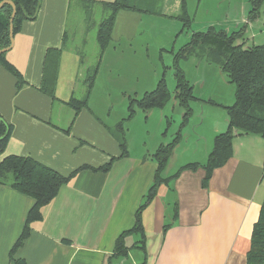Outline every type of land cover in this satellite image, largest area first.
<instances>
[{"label": "crops", "instance_id": "0c3cea01", "mask_svg": "<svg viewBox=\"0 0 264 264\" xmlns=\"http://www.w3.org/2000/svg\"><path fill=\"white\" fill-rule=\"evenodd\" d=\"M89 1L97 5L113 0ZM180 1L162 0L161 15L179 11ZM77 3L81 1L40 0L36 17L21 23L0 63V116L10 126L0 160L30 157L67 178L39 208L40 217L28 223L34 199L0 184V264H125L131 254L137 264H246L264 198L263 137L234 136L231 156L203 184V165L214 137L228 125L223 106L234 98L224 102L193 94L191 113L195 117V109L201 111L196 122L201 125H191L195 121L190 116L178 127L181 136L160 173L163 181L138 212L143 236L127 233L153 181L157 163L152 154L162 142L146 154L127 138L123 155L114 131L123 118L108 122L110 113L102 117L93 98L101 66L110 79L109 63L118 62L111 45L118 18L144 13H116L87 105L75 111L67 103L84 95L89 67L87 30L69 26L70 10ZM49 50H59L55 69L48 72L52 96L41 89ZM188 163L197 166L181 168ZM25 226L27 234L12 250ZM121 235L126 254L113 256Z\"/></svg>", "mask_w": 264, "mask_h": 264}, {"label": "trees", "instance_id": "16d2710c", "mask_svg": "<svg viewBox=\"0 0 264 264\" xmlns=\"http://www.w3.org/2000/svg\"><path fill=\"white\" fill-rule=\"evenodd\" d=\"M2 1V0H0ZM15 5V15L12 21L13 34L19 30L23 21L33 20L40 5V0H11ZM83 9L90 14V8L95 5L93 1L80 0ZM162 0H113L112 2L98 3L105 10V14L97 25L95 39L98 46L97 61L89 66L83 78L85 87L84 95L79 99H70L67 103L75 111L87 105L92 85L95 81L101 56L107 47L113 22L119 10H131L144 14L161 15L160 4ZM186 1H180L179 12L171 17L177 18L184 25L189 23V14L186 8ZM264 0H249V18L259 14V8ZM12 8L4 4L0 8V49L10 45L9 19ZM243 29L227 33L224 30H217L213 26L205 31L193 32L190 41L181 50L182 57H195L204 60L209 64L217 65L223 71L228 81L234 85V101L230 105L223 106L228 116V125L225 131L214 137L212 149L207 161L203 165L206 175L203 184L206 183L212 169L222 165L232 154L231 141L234 136L240 134H257L264 139V43L253 44L244 47L242 39ZM240 40V41H239ZM4 54L0 53V63L4 62ZM59 57V50H49L45 63L43 82L41 89L53 95L51 75L49 71L55 69ZM52 65V66H51ZM175 98L179 101L184 112L180 126L186 124L191 115L190 102L195 99L192 86L184 78L180 69L175 73ZM21 79L18 77V84ZM170 98V92L164 81L160 79L155 88L145 92L140 98H130L128 115L119 121L115 127V135L123 155L127 154L125 139V123L132 118L134 106L148 110L151 108H162ZM168 123V119H167ZM10 134V126L0 116V155L5 149ZM178 130L172 140L168 143H160L152 154L157 163L153 181L148 188L143 203L139 206L136 214L135 225L127 233H138L142 238V229L139 224L138 212L154 196L157 186L163 179L160 176L168 157L180 139ZM197 163H188L181 168H195ZM107 169L108 165L102 167ZM67 178L40 164L30 157L17 155L4 156L0 160V184H6L17 191L32 197L35 201L33 207L27 214V223L40 217L39 208L47 204L55 197L59 188L66 183ZM27 234L25 226L21 236L14 244L12 250L21 244ZM121 235L117 238L113 256L125 255L126 246L123 245ZM12 252V251H11ZM19 264V263H15ZM246 264H264V198L260 211L254 223L250 247L246 253Z\"/></svg>", "mask_w": 264, "mask_h": 264}, {"label": "rangeland", "instance_id": "374dc122", "mask_svg": "<svg viewBox=\"0 0 264 264\" xmlns=\"http://www.w3.org/2000/svg\"><path fill=\"white\" fill-rule=\"evenodd\" d=\"M186 2L189 14L187 25L171 17L176 15L178 10L168 16L129 14L132 15L130 19L120 16L111 41V45L115 46L114 55L118 62L109 63L110 79H105V66H101L93 106L104 118L109 112L108 122L113 124L128 115L130 98H140L145 92L153 90L160 79L170 92V98L162 108L142 110L134 106V114L126 124V142L129 138L136 149L151 152L159 142H170L178 131L184 110L175 98L177 69L181 70L192 86L194 95L203 96L205 99L212 97L224 102L234 98V85L218 66L179 54L181 48L190 41L193 32L205 31L210 26L227 33L242 28L244 47L264 43V2L259 8V14L253 18H249V0ZM89 10L90 14H87L82 3L73 4L69 13V26L74 24L87 30L86 64L93 66L98 54L94 37L105 10L99 5H94ZM195 113V117L192 113L190 115L192 121H195L193 124L191 122V125H196L201 119V111L198 108ZM206 118L207 116H202V119ZM124 263L137 264L132 254Z\"/></svg>", "mask_w": 264, "mask_h": 264}, {"label": "water", "instance_id": "95a60500", "mask_svg": "<svg viewBox=\"0 0 264 264\" xmlns=\"http://www.w3.org/2000/svg\"><path fill=\"white\" fill-rule=\"evenodd\" d=\"M4 4H9L12 8V12L10 15V19H9V37H10V45L6 48L0 49V53L6 52L7 50H9V48L12 45L13 42V29H12V21L15 15V5L13 4V2L11 0H2L0 1V8L4 5Z\"/></svg>", "mask_w": 264, "mask_h": 264}]
</instances>
